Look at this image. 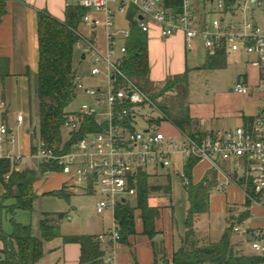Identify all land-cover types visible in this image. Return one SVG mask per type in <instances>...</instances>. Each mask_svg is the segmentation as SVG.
<instances>
[{"label": "built area", "instance_id": "2783aa9c", "mask_svg": "<svg viewBox=\"0 0 264 264\" xmlns=\"http://www.w3.org/2000/svg\"><path fill=\"white\" fill-rule=\"evenodd\" d=\"M179 1L180 11L165 7L163 0H67L68 7L76 5L87 9L81 24L90 26L97 36L94 39L79 27L76 47L92 56L91 75L104 76L107 85L87 86L77 74V95L85 94L90 100L66 115L63 128L71 135L79 133L85 126L90 127L84 120L91 118L97 130L77 138L71 149L65 152L48 147L41 135L34 131L31 135L32 151L28 156H0L12 163L6 180L13 172L22 170L25 158H31L58 165L61 172L69 176L68 185L72 188L100 192L97 212L111 211L114 214L112 229L98 237L103 245V264H120L122 233L116 210L124 199L127 202L128 197L137 196L132 175L140 169L162 167L174 174L178 155L186 159L196 158L209 163L217 176L219 189L227 190L230 185H239L246 180L252 184L254 193L247 192V198L264 201V24L253 18L255 8L263 6L264 0H231L230 4L227 0H214L216 17L210 21L198 17L195 0ZM129 11L133 14L128 26L117 27V14ZM232 17L238 21L230 20ZM135 28L146 33L159 29L163 38L183 32L191 48L196 41L203 40L212 53L245 50L255 55L252 64L261 70L257 92H252L253 89L243 81L234 87L236 92L248 97L257 93L262 101L252 126L195 134L179 129L177 136H168L159 129L160 124L150 122L147 128L140 129L139 118L143 119V116L139 110L147 108L165 118L166 115L160 104L124 69L128 52L125 40L131 38ZM17 122H25L22 113L18 114ZM15 139L9 125L0 122V142ZM182 178L186 184L190 183L186 172H182ZM233 232L251 237V247L257 255L264 256V229L256 230L250 221L235 219Z\"/></svg>", "mask_w": 264, "mask_h": 264}, {"label": "trees", "instance_id": "16d2710c", "mask_svg": "<svg viewBox=\"0 0 264 264\" xmlns=\"http://www.w3.org/2000/svg\"><path fill=\"white\" fill-rule=\"evenodd\" d=\"M163 1L165 7L174 8L176 11L181 10L179 0ZM227 1L228 4L231 3V0ZM5 13L6 0H0V23ZM86 13L87 9L84 7L73 5L68 7L66 21H61L48 12L39 14V65L36 75V93L39 107L40 135L48 147L54 148L58 152L70 150L71 145L77 138L82 137L88 131L97 130L94 119L91 118L84 120L85 124H89L90 127L85 126L79 133L68 134L69 139H65V129L63 128L66 115L74 111L70 106L78 96L75 83L77 72L74 69L73 61L79 40L76 30L80 27ZM127 45L128 52L124 69L145 92L151 95L150 91L155 92V90L150 86L149 79L150 59L147 33L140 28L133 29ZM224 56V51L216 54L215 63L222 61ZM11 76L10 59L0 56V107L2 100L5 99L2 87ZM176 80L169 82L160 92L151 95L153 99L159 101L158 103L166 118L147 108L139 110V113L147 123L159 125L162 121L168 120L172 121L179 129L195 134L193 130L188 128L189 125H192V119L189 112L184 110L182 104L181 108L179 107L176 111L161 103V96L172 87V83H178ZM0 116L7 119L8 110H5ZM141 119L139 118V121ZM198 133H203V131L199 130ZM197 162L198 159L191 158L185 167L186 174L190 178H192V172ZM11 165L10 159L0 158V182L5 187V193L0 194V240L4 242V249L1 251V263L38 264L44 256L45 242L61 236V222L66 217V213H45L40 222V237L34 234L31 225L15 222L14 220L13 233H6L2 224L3 213L5 210L11 214L16 209L33 210L37 198L35 184L39 180L40 174L46 175L48 171H61V168L56 164L41 163L39 169L26 168L22 171H15L6 180V174L10 172ZM150 177L151 174L147 170L141 169L138 170L137 174L132 175V185L137 188V204L133 206L128 200L117 207L116 218L120 224L122 241H128V238L137 232L136 210L141 211L144 233L149 235L152 240L159 235L156 229V219L160 214V210L159 207L151 206L150 199L158 192L165 195L170 194L171 187L170 185L153 183L150 181ZM216 177L213 172L211 177H207L199 183L190 182L186 185L189 193L190 209L187 218L188 230L183 238L182 245L175 251L172 260H169L164 243L157 246L153 242L156 254L154 264H259L264 261V256L247 254L233 241L234 220L232 217L228 219L230 225L218 241L205 240L196 231L195 221L197 217L210 210L211 195L217 182ZM15 191L17 192L15 195L16 204L11 207L6 206V200L13 197ZM247 192L254 194L251 183ZM49 194L65 196L67 192L62 189ZM251 201L250 198L247 199V207L250 206ZM233 211V208L229 209L230 213ZM245 212L246 215L242 220H246L250 216L249 209ZM64 241L81 245L83 263L103 264L104 251L96 236L66 235Z\"/></svg>", "mask_w": 264, "mask_h": 264}, {"label": "crops", "instance_id": "0c3cea01", "mask_svg": "<svg viewBox=\"0 0 264 264\" xmlns=\"http://www.w3.org/2000/svg\"><path fill=\"white\" fill-rule=\"evenodd\" d=\"M211 2H214V0H195V10L199 18L210 21L209 14L210 10L213 9V6L210 5ZM263 6L256 7L253 14V18L262 24H264V16H262V14L258 15L256 11ZM214 9L212 11L213 13ZM41 12H48L59 20L66 21L68 12L67 0H6V13L3 15L2 22L0 23V56L8 57L11 61L12 76L8 79L21 78L23 82V98L27 103H30V94L28 95L27 91L30 81L29 76L32 70L38 71L39 65L38 28L39 14ZM132 12L133 11H129L127 14H117V27L122 28L128 26ZM93 14L99 15L95 12H93ZM80 29H83L84 32L94 39L97 36L88 25L81 24ZM147 37L150 59V86L156 92V90L163 89L169 82L177 79L176 81H178V83H172V87L165 91L161 96V100L162 98H167L170 109L176 111L179 107L181 108L182 104L184 110L189 112L192 119V125H189L188 128L196 133L199 130L203 132H224L238 126H252L259 115L262 101L257 93H255L253 97H248L236 92L234 87L239 81H243L253 89L252 92H257L256 86L260 81L261 70L252 64L255 55L249 54L245 50L239 52L222 50L219 52L224 51L225 56L223 60L215 63V56L219 52L212 53L206 48L203 40L196 41L191 48L183 32L169 38H163L160 35V30L154 29L150 33H147ZM125 42L127 44L128 40H125ZM87 55L83 54V58H86ZM231 59L240 62V65L239 68L233 72L231 77L232 82H228L227 77L229 78V76H227L224 71L228 69ZM5 89L6 88L2 87L3 92H5ZM246 101L256 102L257 105L254 112H245L244 104ZM4 106H7V104L1 102V107ZM165 125L166 127H164ZM164 128L166 130H163ZM159 129L166 132L168 136L179 135V128L172 123V121H162L159 125ZM28 131L30 130L28 129ZM31 142L32 138L29 136L30 148L32 149ZM29 154L28 152L25 156ZM2 155L4 154L1 153L0 156ZM178 158H180V161H178ZM29 159L31 158H27L25 161L29 162ZM189 160L190 159L178 155L174 168L175 173L176 170H178L177 172L180 174L181 172H186L185 167ZM177 167H181L180 170ZM26 168L32 167L30 165L24 167L22 164V170ZM152 169L154 168L147 169L148 173L151 174V182L159 178L158 172L160 168L154 169V172H151ZM213 172L208 162L198 160L193 169L192 178L189 177L190 182L199 183L205 178L211 177ZM170 173L173 174L172 171H170ZM49 175L47 177H49ZM51 175L52 178L39 179L36 182L35 189L38 194H49L50 192L60 191L62 189L66 191L68 189L69 176L67 174L61 171H52ZM39 184L41 185L40 188H38ZM186 185L185 182V186ZM249 185L250 183L245 180L239 185L233 184L230 185L227 190H221L218 188L216 182L215 190L211 195L210 210L199 215L195 221V229L201 238L213 241L211 237V226L208 228L207 225L200 224L199 220H202L200 217L213 215V213L215 214L218 210L222 209L226 211L227 222L232 215L238 216V212L241 210H236L233 207L239 206L241 208L247 202V189ZM74 189L82 193L91 192L79 187ZM222 191H226V193L222 194ZM163 199H165V202H163ZM170 202L172 204L171 193L165 195L162 192H158L150 199L151 206L159 207L160 210V214L156 219V229L159 235L155 237L154 240L144 233V222L141 211L136 210L137 232L131 235L128 241H122L119 252L120 264H154L156 254L153 242L156 243L157 246L164 243L167 258L172 260L175 251L181 247L183 238L188 230V217L184 224L178 223L175 209ZM244 207L245 209H249L250 216L257 214L258 216L264 217L263 200H252L249 207L246 205ZM230 208L234 209L232 213L229 212ZM101 215H104L103 219H106L104 218L106 216L114 219L111 211ZM105 233L106 232L101 231L88 235L98 238L101 234ZM100 245L101 247L103 246L101 243ZM3 249L4 242L0 240V258H2L1 251ZM65 249H67L65 253V259L67 260L66 264H87L82 261V247L79 243H66Z\"/></svg>", "mask_w": 264, "mask_h": 264}, {"label": "rangeland", "instance_id": "374dc122", "mask_svg": "<svg viewBox=\"0 0 264 264\" xmlns=\"http://www.w3.org/2000/svg\"><path fill=\"white\" fill-rule=\"evenodd\" d=\"M210 5L213 6V9L216 6L214 2H211ZM213 9L210 10V20L216 17L215 11L214 13L212 12ZM256 13H258V15L262 14V16H264V6L262 8H258ZM230 20L238 21V18L232 17L230 18ZM81 30L83 31V29ZM83 54L84 52L80 48L75 49L73 66L77 74L82 77L83 82L87 86H106L107 80L104 76L93 77L91 75L93 67L92 56L88 54L86 58H83ZM239 65L240 62L234 59H231V61L229 62L228 69L224 71L225 74L229 76V78L227 77L228 82L231 81L233 72L239 68ZM36 75L37 71L32 70L29 76L30 81L27 91L28 95L30 94V103L25 102L23 98V82L20 77H18L17 79H7L5 85L3 86L6 89L5 92H3L5 93V99L4 101L2 100V102H5L7 106L0 107V114H2L5 110H8V118L4 119L3 116H0V122L9 125V127L13 130V133L16 135V139L13 142H0V155L2 153L4 155L25 156L28 154V152L30 153V151H32V149L30 148L29 136H31L34 131H36L37 134L40 135L39 107L36 93ZM161 90L162 88L156 90V92H160ZM156 92L150 91L151 95L155 94ZM89 100V96L81 93L74 100L70 108L72 110H78L80 109V106L82 105V103H84V101ZM161 103L168 106L167 98H162ZM244 105L245 112L251 113L255 111L257 104L253 101H246ZM19 113H22L25 116L26 120L23 124H19L17 122V116ZM147 126L148 123H146L144 119H141L139 128L145 129L147 128ZM164 127H166V125ZM28 129H30L31 132H29ZM163 130L166 129L164 128ZM64 134L65 139H69V135L66 130H64ZM25 160H27V158H25ZM178 161H180V158H178ZM41 163L42 162H40V160L38 161L36 159H29V162L24 161L23 166L25 167L26 165H30L32 168L39 169ZM177 168H179L180 170L181 167ZM152 171L154 172L155 170L152 169L151 172ZM177 171L178 170H176V173L171 174L168 169L160 168L158 172L159 178L153 180V182L162 185L171 184V198L177 221L178 223L184 224L186 218L188 217L190 200L188 190L182 178V172L180 174ZM47 176L48 175L40 174L39 179L42 180L52 178L51 173L49 177ZM40 187L41 185L39 184L38 188ZM67 188V194L65 196L43 193L38 194V192H36L37 198L35 200L33 210L16 209L13 214L8 213L5 210L3 213L2 224L6 233H13L15 221L31 225L34 234L38 237L41 236L40 222L45 213H66V217L61 222V236L45 243L44 256L39 264H66L67 260L65 259V253L67 249H65L66 243L64 241V237L66 235H88L90 233H99L101 231L108 233L113 227L114 219L107 216L104 217L106 219H103L104 215L102 216L96 210V203L100 197L99 191L82 193L77 192V190L75 191V189L70 186H67ZM3 193H5V187L0 182V194ZM225 193L226 191H222V194ZM16 194L17 192L15 191L14 196L6 200V206L11 207L16 204ZM128 199L131 201V204L133 206H136V197H128ZM163 200V202H165V199ZM246 204H248V202H246L241 208L239 206L233 207L236 210H241L238 212V216L232 215L233 220L237 219L238 221H242L243 217H245L246 215L245 211L247 209H245L244 207ZM111 213L113 214V212ZM200 219H202L199 220L200 224H204L205 226L207 225L208 228H210L211 226V237L213 238V241L220 240L227 227V224L230 225V223L227 222L226 219V211H224L223 209L218 210V212H216L215 214L213 213V215H206L205 217L201 216ZM249 219L256 230L264 229V217L254 214L247 218L245 221L249 222ZM250 240L251 237H249L248 235L233 232V241L239 248L243 249L247 254L257 255L256 251H254V249L249 244ZM0 264H3L1 263V258Z\"/></svg>", "mask_w": 264, "mask_h": 264}, {"label": "water", "instance_id": "95a60500", "mask_svg": "<svg viewBox=\"0 0 264 264\" xmlns=\"http://www.w3.org/2000/svg\"><path fill=\"white\" fill-rule=\"evenodd\" d=\"M147 131H149V130H147ZM123 201L125 202V201H126V199H124Z\"/></svg>", "mask_w": 264, "mask_h": 264}]
</instances>
